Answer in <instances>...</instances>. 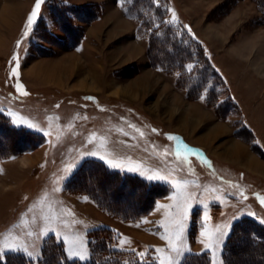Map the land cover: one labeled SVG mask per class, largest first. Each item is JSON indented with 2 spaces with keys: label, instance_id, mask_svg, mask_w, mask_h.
<instances>
[{
  "label": "rangeland",
  "instance_id": "1",
  "mask_svg": "<svg viewBox=\"0 0 264 264\" xmlns=\"http://www.w3.org/2000/svg\"><path fill=\"white\" fill-rule=\"evenodd\" d=\"M35 2L0 0V122L38 137L21 143L18 132L0 128V244L7 238L0 258L20 252L36 262L44 246L61 242L67 257L79 259L69 256L66 237L82 242L88 258L89 232L108 226L113 247L159 264L157 248L174 255L161 239V222L176 209L158 205L174 206L191 194L184 225L190 251L179 264L186 254L204 251L200 233L217 227L226 235L210 253L213 264H222L234 222L249 217L264 227V11L258 0H151L154 7L148 0H45L41 18L25 36ZM173 11L178 22L169 24ZM158 16L173 27V43L183 50L177 54L182 62L175 63L166 47L171 63L164 68L154 66L153 57L166 36L144 24L147 17L158 24ZM14 56L18 76L12 75ZM183 86L190 94L184 96ZM191 93L206 97L214 116L193 106ZM217 118L226 120L221 127ZM215 126L220 132H212ZM170 135L196 151L177 156ZM227 147L251 154L255 171L219 160L222 154L244 162ZM90 150L98 155L84 154ZM88 160L166 184L169 192L148 214L124 219L73 180ZM87 182L105 184L92 177ZM108 183L103 200L116 199L124 210L139 208L137 200L145 198L140 188L122 189L117 198L112 189L119 182ZM236 247L233 264H264L261 247L241 241Z\"/></svg>",
  "mask_w": 264,
  "mask_h": 264
},
{
  "label": "trees",
  "instance_id": "2",
  "mask_svg": "<svg viewBox=\"0 0 264 264\" xmlns=\"http://www.w3.org/2000/svg\"><path fill=\"white\" fill-rule=\"evenodd\" d=\"M258 2L260 8L264 11V0H258ZM147 3V6L151 4V6L154 7V4L151 2V0H148ZM160 4L161 3L158 1L155 2V7L157 6V10L160 9ZM57 12L59 13V10H57ZM156 18L157 20L155 19V21L158 24L154 25L150 22V17L144 18L146 20L144 21V24L147 25L148 29L152 27L154 31L159 30L160 33H163L166 36V40L162 41L163 45H160L161 43H158V45L155 46V49L153 48L158 53L156 55V58L153 57L154 66L164 68V66H166L165 64L171 63L170 61H168L167 56L165 59L164 51L166 47L168 48L167 54L170 55L173 61L174 57H177L178 60L176 59L175 63L182 62V58L177 55L179 54V50L180 52L183 51L182 46L178 43L174 45L173 38L171 37V32H174L173 27L166 25L164 17L158 16ZM178 41L184 43L181 40ZM183 87L187 88L186 86ZM187 92L188 93L186 94H190V90L188 88ZM191 94L195 98L204 97L203 95H200V93ZM203 100L207 103L209 102L206 97H204ZM0 128L4 129V131L12 129L13 132H18L22 136L21 143L29 142L30 139L38 140V137H29L31 135V131L24 132L21 131V128H15L10 125L7 126L1 122ZM90 177L94 179H102L104 180L105 184L94 187L90 186L87 182ZM73 180L77 182L78 186L82 185L84 189L86 188L85 190H87L88 193H90L91 196H93L96 200L98 199L99 204L101 206L107 208L109 211H113L114 213L128 220L139 219L142 216L148 214L154 208L158 198L166 195L169 192V188L166 184L149 181L137 174L125 172L123 173L119 170L111 169L98 160H88L83 163L75 173ZM110 181L119 182V184L115 185L112 189V195L117 198L120 195V191L122 189L135 190L137 188H140L141 190H144L145 198H143L144 200L142 199L143 202L140 198L139 200H137V202H139V208L130 212L126 209L124 210L121 204L116 199H113L109 202L107 200H103V192L105 188H107V186L109 185L108 182ZM112 233H114L113 230L108 226L91 230L89 232L90 255L87 259L84 260L67 257V254L64 252L62 243L55 242L53 244L51 243L50 245L44 246L42 254L36 260V262L34 261V258L27 257L25 254L18 252L6 254L4 258H0V264H125V262H127V264H141V260H135V258H133L132 251L113 247ZM240 241L250 247H261L260 252L264 255V227L257 223V221H255L254 219L245 217L233 223L231 232L228 234L226 241L222 245V264H233L234 259H237L239 257V255L235 252V248H237L236 245ZM144 264L157 263L144 261ZM182 264L213 263L211 253L201 251L200 253L186 254Z\"/></svg>",
  "mask_w": 264,
  "mask_h": 264
},
{
  "label": "snow or ice",
  "instance_id": "3",
  "mask_svg": "<svg viewBox=\"0 0 264 264\" xmlns=\"http://www.w3.org/2000/svg\"><path fill=\"white\" fill-rule=\"evenodd\" d=\"M45 3V0H36L35 5L33 7L32 12L29 14L27 22H26V31L24 33L25 36L28 35V31L36 25L38 20L41 18L40 17V9L41 5ZM177 17L175 12H172V18L171 20L167 21L169 24H176ZM187 27V26H185ZM190 31V29H189ZM19 46V42H18ZM14 60H17L16 67L13 69L12 75L18 76L17 69L20 67L19 59L18 57L14 56ZM193 66L189 65L188 68L191 69ZM18 92H20L21 95H27L28 93L23 90V85L17 83L16 85ZM204 97H201L203 99ZM91 99V98H89ZM58 119V118H57ZM31 127V125H28ZM40 130V129H38ZM153 131H156L153 129ZM45 135H48V132L44 133ZM169 140H174L176 141V155L180 156L181 153H190V152H195L196 150L191 149L186 143L182 141V138L176 137V136H168ZM89 143H92L90 140ZM85 155H90V156H97L98 153L96 150H90L84 153ZM101 160H104L103 156H99ZM106 163L109 164L110 167H121L120 164L118 163H113L110 161H105ZM127 171H136L135 168H127L125 169ZM150 180H160V181H165V182H170L168 181V178L164 175H150L147 177ZM173 187H179L178 184L173 185ZM195 197L191 194H189L182 202H178L174 206H166V205H158L159 208H165V207H173L176 209V212L174 215H171L168 221H162L161 226L164 228L165 234L161 237V239L165 240L167 242V248L171 253H174V255H168L165 254V249L164 248H157L156 252L161 253L162 255L158 258L159 259V264H179L180 258L183 257L184 253L186 251H190L189 248L184 243V235H185V221L188 219L189 215V210L191 208V204L189 201L194 200ZM262 204H264V201H262ZM178 217V218H177ZM47 220V218H45ZM53 219H55L53 217ZM205 220H207V217H205ZM48 231V227H45L44 232L46 233ZM32 233L29 232L28 235H31ZM44 234V233H41ZM202 239L199 240V242L203 245L204 251L205 252H211L213 255L215 254V251L217 247L220 245L222 242L224 236L226 233L219 227H217V230L214 232H206L202 231L200 233ZM65 242L68 244L67 252L69 256H78L79 259L84 260L87 259V256L83 253V243L80 242L79 244L76 243L71 238H65ZM125 240H121L120 243L123 244L125 243ZM7 244V238H5L3 244H0V250H2V247ZM79 249V250H78ZM12 250H15V248H12ZM31 255V253H29ZM138 256L140 257H145L146 253L141 252L138 253ZM127 264V262H125ZM141 264H144V261H141Z\"/></svg>",
  "mask_w": 264,
  "mask_h": 264
},
{
  "label": "crops",
  "instance_id": "4",
  "mask_svg": "<svg viewBox=\"0 0 264 264\" xmlns=\"http://www.w3.org/2000/svg\"><path fill=\"white\" fill-rule=\"evenodd\" d=\"M176 89H178V86H176L175 87ZM185 95H187L186 93H185V91H184V96ZM187 97V96H186ZM188 99V98H187ZM188 101H190V102H193V103H191V104H194L193 106H199V107H202V109L203 110H205V111H207L208 110V112H209V114L210 115H212V116H214V110L211 108V109H209L207 106H208V103L206 102V101H204L203 99H199V98H195V99H192V100H189L188 99ZM195 115V114H194ZM226 120H223L222 118H217V127H221L220 125L221 124H223V122H225ZM219 122V123H218ZM217 127L215 126V127H213L212 128V132H220V129H217ZM228 131V130H227ZM235 138V137H234ZM235 143V142H234ZM235 144H237V143H235ZM234 144V145H235ZM251 146V145H250ZM237 147H241V146H239V145H237ZM227 150H228V154H230V155H232V156H239V157H243L244 158V162H240L239 161V159H237V160H230L229 158H227V157H225V156H223L222 154H218V156H217V158L219 159V160H221V159H223L224 158V160L226 161V162H232L233 164H236V165H238V166H241V167H244L246 170H254L255 171V169H253V167H252V164L254 163H252V161H253V158H251L250 157V155H247L248 153H247V151L244 149H242L241 148V150L240 151H242V153H238V152H236L232 147H227ZM250 150H251V152L252 151H254L255 152V150L252 148V147H250ZM253 153V152H252ZM256 153V152H255ZM228 159V160H227ZM222 161V160H221ZM224 162V161H223Z\"/></svg>",
  "mask_w": 264,
  "mask_h": 264
},
{
  "label": "bare ground",
  "instance_id": "5",
  "mask_svg": "<svg viewBox=\"0 0 264 264\" xmlns=\"http://www.w3.org/2000/svg\"><path fill=\"white\" fill-rule=\"evenodd\" d=\"M245 137V136H244ZM247 139V138H246ZM252 163H253V161H252ZM258 163V162H257Z\"/></svg>",
  "mask_w": 264,
  "mask_h": 264
}]
</instances>
